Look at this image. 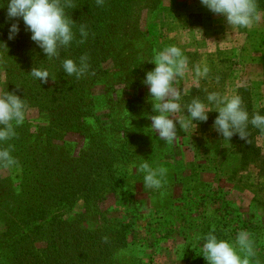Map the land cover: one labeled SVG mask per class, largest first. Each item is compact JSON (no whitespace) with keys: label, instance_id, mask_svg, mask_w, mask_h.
Segmentation results:
<instances>
[{"label":"trees","instance_id":"obj_1","mask_svg":"<svg viewBox=\"0 0 264 264\" xmlns=\"http://www.w3.org/2000/svg\"><path fill=\"white\" fill-rule=\"evenodd\" d=\"M164 1L105 0L103 6H97L96 0H72L76 6L66 8V14L75 22V38L68 48L60 49L59 58L49 60L31 40L22 18L18 35L8 39L9 28L17 21L7 19V0H0V42L7 45V49L0 45L2 88L25 99L29 110L41 119L34 128L26 118L16 128V138L0 142V147L14 145L12 155L19 162L10 170H0V264L141 263L131 255L136 223L127 214L133 198L131 185L143 176L132 159L140 149L124 126L128 118L109 117L110 125L99 132L93 131L87 120L100 124L101 117H94L93 91L106 75L107 62L113 60L122 76L142 80L145 51L136 46L143 37L141 19L144 13L157 11ZM256 2L258 11L264 13V0ZM80 24L87 25L84 43H78L82 39ZM189 24L203 26L198 15L191 16ZM84 55L90 65L84 77L64 73V59L79 64ZM33 67L48 71L47 84L30 75ZM259 114L264 115V110ZM120 129L124 131L121 139L115 134ZM255 129L259 131L248 124L249 135ZM70 135L90 139L78 158L71 156L65 142ZM239 138L238 134L231 138L234 148H252L253 160L251 153H241L245 161H257L252 137H248L250 143ZM132 165L136 167L130 169ZM13 169L21 173L16 176L18 187ZM110 197L120 200V210L103 207ZM79 204H83V212L71 216ZM117 213L121 214L115 216ZM223 226L221 221L207 222L202 238L214 228L218 240H224ZM105 236L107 243L102 239ZM181 257L190 261L188 264H207L202 261V248L188 249Z\"/></svg>","mask_w":264,"mask_h":264},{"label":"rangeland","instance_id":"obj_2","mask_svg":"<svg viewBox=\"0 0 264 264\" xmlns=\"http://www.w3.org/2000/svg\"><path fill=\"white\" fill-rule=\"evenodd\" d=\"M197 15L203 26L189 24L190 17ZM140 30L143 37L136 46L145 51L142 80L122 76L113 60L107 62L106 75L93 91L94 117H101L100 124L95 119L87 120L89 127L99 132L110 125L109 117L119 121L128 118L124 126L131 130L129 137L140 149L132 156L133 161L139 165L147 160L153 168L168 169L166 182L159 190L144 188L143 176L131 185L132 213L127 214L136 223L131 255L138 257L140 264H188L190 261L181 256L188 249L202 248L204 242L194 237L202 238L203 225L221 221L226 225L224 240L231 244H235L240 231L249 232L255 241L252 264L256 260L264 264V133L255 129L249 135L257 161H245L241 151L251 153L253 160L252 148L237 149L231 140L223 139L213 127L216 106L207 101L212 92L239 95L250 119L264 110V16L251 29H229L225 18L212 13L201 0H165L157 11L143 14ZM173 45L189 62V72L174 84L181 92V112L177 115L188 118L186 105L194 98L204 102L211 112L206 122L194 121L187 131L177 123L176 139L168 144L151 129L150 117L158 113L142 81L156 66L151 63L154 54ZM197 64L208 67L206 77H195ZM3 81L0 74V88ZM27 121L34 128L41 123L34 110L29 111ZM115 134L121 139L124 131ZM89 140L70 135L65 142L71 156L78 158L88 148ZM11 173L18 187L16 176L21 173L19 169ZM120 206V200L114 197L103 205L113 212ZM83 209V204L77 205L71 216ZM202 261L206 262L205 258Z\"/></svg>","mask_w":264,"mask_h":264},{"label":"clouds","instance_id":"obj_3","mask_svg":"<svg viewBox=\"0 0 264 264\" xmlns=\"http://www.w3.org/2000/svg\"><path fill=\"white\" fill-rule=\"evenodd\" d=\"M104 3L105 0H96L97 6H103ZM201 3L212 13L223 16L229 29H251L264 16V13L258 11L256 0H201ZM75 6L72 0H7V19L17 21L11 24L8 39L13 40L18 35L20 31L18 21L22 18L25 29L31 33V40L43 50L47 58L49 60L59 58L60 49L68 48L75 38L73 32L75 22L66 14V8ZM86 27L87 25L80 24L79 33L82 39L78 43L86 41L88 36ZM0 45L7 49L5 43L0 42ZM88 59L87 55L81 56L79 64L73 59H64L62 61L64 73L77 79L84 77L90 68ZM151 63L156 66L146 73L142 81L148 88L153 110L158 113L150 117L151 129L158 134L160 140L171 144L176 139L177 123L182 130L187 131L194 121L206 122L211 110L199 98H194L186 105L190 114L188 118L177 115L181 112L179 103L181 92L174 84L178 77L182 78L189 72L188 58L179 47L173 45L157 51ZM194 72L195 77L199 79L206 77L209 69L207 66L202 68L197 64ZM30 75L45 84L48 83L49 73L46 70L33 67ZM207 101L216 106L218 116L213 127L224 140L230 141L238 134L240 139L250 143L247 131L249 123L264 133V115L257 112L250 119L239 95L221 96L217 92H212L208 94ZM29 111L25 99L0 88V142L6 143L16 138V128L24 124ZM13 150L12 144L0 147V170H10L18 165V160L12 155ZM135 167L132 165L130 169ZM138 172L143 173L144 188L159 190L166 182L168 169L163 166L153 168L145 160L138 165ZM214 232L213 228L206 237H194L197 241L201 239L205 241L202 252L207 264H252L256 252L249 232L240 231L235 244L218 240ZM102 239L103 242H108L107 236ZM255 264H260L259 260H256Z\"/></svg>","mask_w":264,"mask_h":264}]
</instances>
